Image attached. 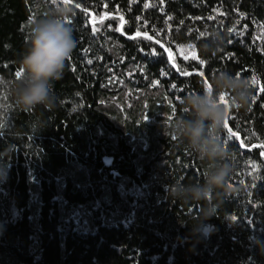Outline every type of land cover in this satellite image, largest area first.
Instances as JSON below:
<instances>
[{"label": "trees", "instance_id": "trees-1", "mask_svg": "<svg viewBox=\"0 0 264 264\" xmlns=\"http://www.w3.org/2000/svg\"><path fill=\"white\" fill-rule=\"evenodd\" d=\"M0 264H264V0H0Z\"/></svg>", "mask_w": 264, "mask_h": 264}, {"label": "rangeland", "instance_id": "rangeland-1", "mask_svg": "<svg viewBox=\"0 0 264 264\" xmlns=\"http://www.w3.org/2000/svg\"><path fill=\"white\" fill-rule=\"evenodd\" d=\"M107 160H109V159H107Z\"/></svg>", "mask_w": 264, "mask_h": 264}]
</instances>
